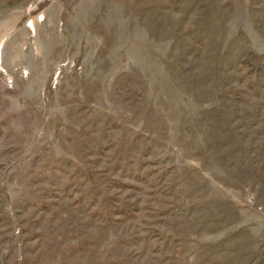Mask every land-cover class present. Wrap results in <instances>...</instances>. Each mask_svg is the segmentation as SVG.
Instances as JSON below:
<instances>
[{"label":"rangeland","instance_id":"obj_1","mask_svg":"<svg viewBox=\"0 0 264 264\" xmlns=\"http://www.w3.org/2000/svg\"><path fill=\"white\" fill-rule=\"evenodd\" d=\"M0 264H264V0H0Z\"/></svg>","mask_w":264,"mask_h":264}]
</instances>
